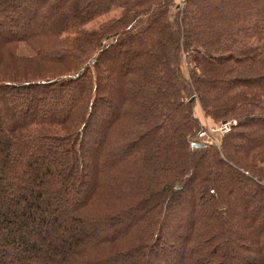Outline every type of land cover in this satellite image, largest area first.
<instances>
[{
    "label": "trees",
    "instance_id": "1",
    "mask_svg": "<svg viewBox=\"0 0 264 264\" xmlns=\"http://www.w3.org/2000/svg\"><path fill=\"white\" fill-rule=\"evenodd\" d=\"M0 264H264V0H0Z\"/></svg>",
    "mask_w": 264,
    "mask_h": 264
},
{
    "label": "built area",
    "instance_id": "2",
    "mask_svg": "<svg viewBox=\"0 0 264 264\" xmlns=\"http://www.w3.org/2000/svg\"><path fill=\"white\" fill-rule=\"evenodd\" d=\"M235 125V119L226 121L225 123H219L215 126L205 125L204 128L199 131L198 138L207 145H218V137L229 133Z\"/></svg>",
    "mask_w": 264,
    "mask_h": 264
},
{
    "label": "water",
    "instance_id": "3",
    "mask_svg": "<svg viewBox=\"0 0 264 264\" xmlns=\"http://www.w3.org/2000/svg\"><path fill=\"white\" fill-rule=\"evenodd\" d=\"M192 146H193V147H202L203 145L200 144V143H193Z\"/></svg>",
    "mask_w": 264,
    "mask_h": 264
},
{
    "label": "bare ground",
    "instance_id": "4",
    "mask_svg": "<svg viewBox=\"0 0 264 264\" xmlns=\"http://www.w3.org/2000/svg\"><path fill=\"white\" fill-rule=\"evenodd\" d=\"M228 121H229V120H228ZM225 122H226V121H222V122H219V123H225ZM219 123H218V124H219ZM205 125H207V124H205ZM205 125H204V126H205ZM216 125H217V124H216ZM204 126H203V128H204ZM208 126H209V125H208ZM204 144H205V143H204Z\"/></svg>",
    "mask_w": 264,
    "mask_h": 264
}]
</instances>
